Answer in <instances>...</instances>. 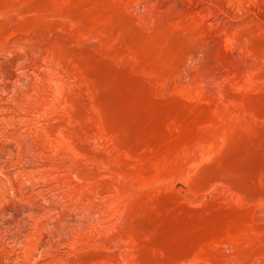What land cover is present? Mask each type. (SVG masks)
I'll list each match as a JSON object with an SVG mask.
<instances>
[{"label": "rangeland", "instance_id": "1", "mask_svg": "<svg viewBox=\"0 0 264 264\" xmlns=\"http://www.w3.org/2000/svg\"><path fill=\"white\" fill-rule=\"evenodd\" d=\"M0 264H264V0H0Z\"/></svg>", "mask_w": 264, "mask_h": 264}]
</instances>
